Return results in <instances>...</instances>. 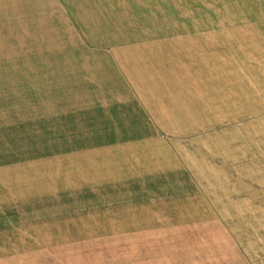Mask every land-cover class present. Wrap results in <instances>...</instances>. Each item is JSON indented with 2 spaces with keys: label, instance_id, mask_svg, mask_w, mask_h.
<instances>
[{
  "label": "rangeland",
  "instance_id": "obj_1",
  "mask_svg": "<svg viewBox=\"0 0 264 264\" xmlns=\"http://www.w3.org/2000/svg\"><path fill=\"white\" fill-rule=\"evenodd\" d=\"M66 10L70 27L34 38L48 42L0 44L5 259L216 257L234 221L187 216L196 202L233 196L238 180H264V0H66ZM174 36L203 38L192 42L210 49L211 68L239 69L241 99L219 100L203 124L146 125L114 109L125 92L113 89L129 84L116 54ZM152 127L161 142L150 145Z\"/></svg>",
  "mask_w": 264,
  "mask_h": 264
},
{
  "label": "crops",
  "instance_id": "obj_2",
  "mask_svg": "<svg viewBox=\"0 0 264 264\" xmlns=\"http://www.w3.org/2000/svg\"><path fill=\"white\" fill-rule=\"evenodd\" d=\"M66 11V0H0V44L46 43L48 39L34 38H44L51 28L70 27ZM171 38L144 47V52L129 47L116 54L121 67L115 72L126 76L129 84H116L121 87L113 90L125 94L115 106L113 103L114 109L121 107L126 111L124 114L146 125L203 124L209 122L207 118L213 113L210 108L225 105V102L219 104V100L231 103L236 97L241 99V81L235 79L241 75L239 69L211 68L210 49L195 42L203 38L174 36L168 41ZM189 42L193 44L189 46ZM219 48L225 52L224 46L218 47L217 52ZM125 56L132 58L126 62ZM236 83L240 90L235 88ZM155 131L152 127L145 138L150 145L152 141L161 142ZM154 186L161 187L151 185ZM234 187L233 196H222L216 202L206 198L207 201L196 202L191 207L189 219L234 222L233 227H228L233 231L232 238L226 240L229 244L217 243L216 257L202 254L197 259L192 254L186 264H264V180H238ZM5 258L0 244V264H10Z\"/></svg>",
  "mask_w": 264,
  "mask_h": 264
}]
</instances>
